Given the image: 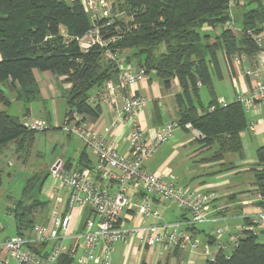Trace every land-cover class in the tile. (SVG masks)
Listing matches in <instances>:
<instances>
[{"label": "trees", "instance_id": "obj_1", "mask_svg": "<svg viewBox=\"0 0 264 264\" xmlns=\"http://www.w3.org/2000/svg\"><path fill=\"white\" fill-rule=\"evenodd\" d=\"M230 1L119 0L122 15L96 22L97 25L105 23L101 29L105 40L113 37L116 40L105 47L93 45L83 50L79 39L94 24L81 0H0V84L12 85L15 100L21 101L27 115L30 103L41 99L36 71H49L70 84L63 93L68 107L65 118L74 112L82 114L84 120L98 118L102 106L91 103L89 98L94 89L116 79L118 72L106 53L123 57V51L131 50L125 56L126 61L135 59L147 73L155 71L165 89L171 88L172 80L178 79L181 86V92L175 95L180 108L178 122L184 129L190 122L200 131L202 137L198 141L216 149L213 159H221L227 152L241 154L240 132L247 127V111L235 100L225 107L218 105L212 77H223L219 50L225 51L228 57L258 51L246 31L252 29L256 34L263 31L264 0H243V5L239 3L241 0H236L234 11ZM113 5L116 7L115 2ZM232 15L239 19L242 32L236 35L222 28L217 40L210 43L209 35L203 34L202 28L205 25L222 27L234 21ZM201 87H207L212 96L206 107L201 104ZM0 103L6 107L12 103L2 87ZM212 105L216 106L211 111ZM36 132L20 116L1 110L0 154L11 142L16 144L18 153H28ZM257 157L252 170L257 190L264 196V145L258 149ZM43 179L37 175L30 177L23 197L35 201L25 204L23 199L18 200L12 209L18 234L32 229L39 220L35 218V210L45 211V202L35 196L41 190ZM1 182L2 170L0 185ZM258 203L264 206L262 201ZM245 222L246 226L255 225L249 217ZM73 263L74 257L62 255L56 264ZM202 264H264V238L261 241L258 233L244 229L239 244L227 257L221 252L215 261Z\"/></svg>", "mask_w": 264, "mask_h": 264}, {"label": "built area", "instance_id": "obj_2", "mask_svg": "<svg viewBox=\"0 0 264 264\" xmlns=\"http://www.w3.org/2000/svg\"><path fill=\"white\" fill-rule=\"evenodd\" d=\"M90 14L93 27L82 37L83 48L93 45L107 46L115 41L113 37L105 40L97 21L109 19L112 15L114 0H81ZM236 0H231L233 5ZM206 28H214L205 25ZM224 28L232 30L236 35L242 28L233 20L225 23ZM246 33L259 48L253 56L255 63L244 69V75L250 78V89L237 88L235 100L241 102L248 112L264 102V24L263 31L256 34L252 29ZM117 67L116 79L108 80L89 101L93 104L107 103L114 109L113 126L129 122L128 153H121L117 144L107 135L92 128L82 114L74 112L65 118L63 129L78 137L95 155L91 166L67 169L55 165L51 176L60 182L61 189H68L69 195L64 210L56 203L51 211L48 223L35 224L32 234L15 235L0 241V264H10L13 259L17 264H56L62 255L74 257L73 264H113V250L117 242H127L138 238L149 247L190 249L199 251L201 258L215 261L218 254L230 251L239 244L243 234L233 233L227 226L211 229L209 236L213 242H202L201 233L195 227L221 220L219 214L223 207L214 206V192H198L190 187L180 186L173 176L163 172H150L145 168L146 162L157 149L169 143L174 132L183 128L178 121L164 123L152 137L147 136L146 128L140 121L141 111L146 105V98L131 89L132 85L146 77L144 67L127 63L123 57L107 52ZM247 59L246 54L232 55V63H240ZM217 104L225 107L228 102L220 98ZM212 105L209 110H214ZM35 131L49 128L45 120H35L27 124ZM191 130L195 137L202 134L189 122L184 126ZM102 180V181H101ZM102 182V186L99 184ZM139 194L137 201L133 196ZM258 201L264 203L260 193ZM176 205L183 215L175 221H167L160 209L162 204ZM135 206L140 221L128 224L124 221L125 209ZM77 212L81 217V228L69 232L71 221ZM87 213V216L85 214ZM218 216V217H217ZM148 219L151 222H146ZM255 225L244 229L256 231L258 224L264 225V206L252 216ZM243 233V231H242Z\"/></svg>", "mask_w": 264, "mask_h": 264}, {"label": "crops", "instance_id": "obj_3", "mask_svg": "<svg viewBox=\"0 0 264 264\" xmlns=\"http://www.w3.org/2000/svg\"><path fill=\"white\" fill-rule=\"evenodd\" d=\"M114 2H115V6L118 9V14L112 12L111 16L122 15L123 12L121 11L119 0H114ZM235 3L231 5L232 11H234L235 8L237 9V7L234 6ZM239 3L243 5L245 2L241 0ZM113 6L114 5H112V11L113 9H116V7ZM254 6L255 4L253 5V7ZM232 17L234 19V23L240 27L239 19L237 20L234 15H232ZM222 28L224 27L217 26L215 27V29L214 28L209 29L204 26L202 28V31L203 34L209 35L210 43H213L214 41L217 40L216 37L221 32ZM79 43H80V47L83 50H85L82 46L83 44L82 40ZM242 53L246 54L244 52H241V54ZM123 54H127V55L131 54V50H125L122 52V55ZM254 54L252 55L246 54L247 60H244L240 63L237 62L232 63L230 61L231 56L228 57L225 51L219 50L218 58H219V63L221 66L223 77L218 78L216 75H214L212 77L213 87H214V79L218 78L223 80L225 79L227 73L233 87L235 88L236 94H237V88L239 87L240 89L242 88L250 89L251 86L250 78L244 75V69L255 63L253 59ZM123 58L125 59V56H123ZM126 62L134 63V65L137 64L135 59H132L131 62L128 61ZM36 77L41 86V99L39 100H42L45 103L51 100L52 108H53L54 125L55 127L62 128L63 125L59 121V116L57 114L58 98L64 99L65 105L67 107L63 93L65 92V90L69 89L70 84L64 81V77L57 78L53 76L49 71H36ZM1 87L4 89L5 93L8 94L9 98H11L12 103L8 107L0 103V111L7 110L9 112V110L13 106H15L14 104H17L16 106L18 110L16 113L18 114L16 115L21 117L22 122L26 126L27 124L35 120H45L49 124V128H50L51 125L50 121L35 116V109L33 108L32 105L33 102L30 103V112L27 115H24V106L21 103V101L15 100V94L13 92L12 85L10 83H8L7 85L0 84V88ZM99 88L94 89L93 93H96ZM202 88L203 87H201V89ZM131 89L135 92L142 94L146 98V105L144 109L141 111L140 121L143 127L146 128L147 136L149 137L154 136L157 130L166 122L178 121L180 108L175 99V95L181 92V86L178 79L172 80L171 88L165 89L157 73L155 71H150L147 73L146 77L133 84ZM201 89H200V93H201ZM233 94L234 93H231V95L229 96L230 100H226L227 98L225 96H220V97L224 98L228 103H231L235 100L236 97V95ZM215 96H216V101H218L220 97H218L216 90H215ZM211 101H212V96H211ZM201 104L204 107L208 106V105H204L202 102ZM101 106H102L101 115L98 118H89V119L87 118L86 120L87 123L90 126H92L94 130L102 134H105L109 138H111L117 144L118 149L121 153H128L129 152L128 136L131 130L130 123L126 122L116 127L113 126L112 125V120L114 115L113 107H111L107 103H101ZM67 110L68 107L66 108V112ZM66 112L64 115V119L66 116ZM164 117H168V119ZM68 135L73 136L69 133ZM240 138L243 146V150L241 154L238 152H227L223 155L221 159H213L216 150L215 147L204 146L203 144H201L200 141H198V138L195 137L194 133L192 136L185 138L181 137L180 135L178 136L174 135L173 139L169 143H167L170 150L169 154L167 155L163 154L160 159L157 158L156 152L160 149V147L162 146L161 145L157 149V151L151 156V158L146 162L145 168L150 172H163L168 176H173L177 184L180 186L190 187L191 189L198 190V192H203V193L214 192L216 196L213 199L214 200L213 205L223 207L222 211L219 214H216L219 215V217H221V220L214 223H206L203 225H211V229L218 226H227L231 232L233 233L241 232V234H243L242 231L246 227L245 218L249 217L250 222H252V216L258 213L259 210L257 209H261V206L258 203L259 201L257 199V196L255 199L250 198L249 196H248L249 198H247L245 196L247 191L253 189H256V191H258L257 186L255 185L254 172L252 169L254 165L258 162L257 151L260 147L264 145V102L258 103L257 107L252 108L247 112V127L240 132ZM191 144H197V145L194 148V151L188 154L189 158H197L198 155L208 150H212V153L208 154L209 156H202L200 158V159H205V161L201 165L206 168L215 167L213 171L222 172L224 170H227L228 172L226 174L234 175L235 177L232 180L235 181L224 179L222 181L219 180L217 182H206L205 180L196 181V182L194 181L193 184L191 185L181 183L178 176L173 173V169L172 167H170V165L174 160V158L177 156L179 149L180 148L185 149ZM89 151L90 150L84 144V146H82L80 150V153L76 161L74 160L73 157H69L66 159L57 158L56 160H54L53 164L51 165L49 169L50 172L51 169L55 167V165H61L65 168L67 167L68 169L84 168L87 166H91L95 161V155L92 153L93 156L91 157ZM82 154H84L85 156L82 157ZM16 155L18 154L16 153ZM34 175L41 176V174L39 173H35L32 176ZM49 176L51 180L49 184L46 186H45V179L47 176L44 175L41 176V178L42 177L44 178L42 183L43 188L41 187L40 192L37 195L35 194L37 199H40L39 194L41 192H44L48 196L47 200L40 199L41 201L45 202V211L43 213L42 211L38 210L37 215L41 220L44 221H40L37 224L49 222L51 211L56 203L59 204L61 210H64L66 207V201L69 195L68 189H61L60 182L57 179L53 178L50 173ZM30 177H28L27 180ZM99 184L102 186L103 183L100 182ZM226 184L227 186L230 187L231 186L237 187V189L233 188L235 190H230L223 194L217 193L216 191L212 190L213 187H221ZM244 187H249V188L246 189ZM237 193H239L240 195ZM139 197L140 195L136 194L135 196L132 197L133 201L134 202L137 201ZM223 197H226V199L222 200ZM239 198H241V200ZM171 214L176 217L175 219H178L183 215L182 212L180 215L175 213H171ZM85 216H87V213L85 214ZM123 216H124V221L127 222L128 224H137L140 221V217L137 215V211L134 205H132V207L130 208L125 209L123 212ZM147 221L151 222L150 219H148ZM80 228H81V222L78 219V216L73 215L69 232L71 233L72 231H76V229H80ZM1 230L2 229L0 227V232ZM195 230L201 234L206 235L207 240H210L211 237L209 236V232H211V230L207 233L204 228H200L199 226L195 227ZM23 234L26 235L32 234V229L24 230ZM17 235H21V234L17 233ZM6 238L9 237L2 238L0 239V241ZM136 241L137 243H135ZM203 262L204 259L201 258L199 251L190 250V249L181 250L172 247H168L166 249L160 247H149L144 243H142L138 238H132L127 242H123V241L117 242L113 250V264H202Z\"/></svg>", "mask_w": 264, "mask_h": 264}, {"label": "rangeland", "instance_id": "obj_4", "mask_svg": "<svg viewBox=\"0 0 264 264\" xmlns=\"http://www.w3.org/2000/svg\"><path fill=\"white\" fill-rule=\"evenodd\" d=\"M253 5L254 4H252L251 6ZM112 12L118 14V9H113ZM126 55L127 54H123V56ZM132 64L134 65V63ZM135 66H137V64H135ZM261 77L262 80H264V70L261 73ZM214 89L217 91L218 97L225 96L227 98L226 100H230L229 96L231 95V93H234L233 95H236L235 88L233 87L227 73L225 79L223 80L218 78L214 79ZM200 94L201 102L204 105H208V103L211 101V95L208 91V88L203 87L201 89ZM47 103L43 102L42 100H36L32 103L33 108L35 109V116L42 119H47L48 121H50L51 125L50 128L43 131H38L35 134V140L30 145L29 152H16V144L11 142L5 146L3 152L0 155V169L2 170V182L0 185V227L2 230L0 232V239L17 235L14 214L12 212L14 203L22 199L23 203L25 204H30L35 201L34 198H23V189L26 185L27 178L35 173H39L41 174V176H47L45 179V186L48 185L51 180L49 176V173L51 174V172L49 169L53 164L54 160H56L57 158L66 159L69 157H73L76 161L82 146H84L83 142L78 137L69 136L68 133L65 132L62 128L55 127L52 102L51 100H49ZM14 105L15 106H13L9 110V113L16 115L18 114L16 113L18 108L16 106L17 104ZM66 108L67 107L65 105L64 99L58 98L57 114L59 116V121L62 123V125L65 124L64 115L66 112ZM164 118L168 119V117ZM174 135H180L181 137L185 138L192 136L193 132L191 130L188 131L184 128H179L174 132ZM196 145L197 144H191L185 149L180 148L177 156L174 158L170 165V167H172L173 169V173L178 176L181 183L191 185L194 181L196 182L205 180L206 182H217L219 180L222 181L224 179L235 181L232 180L235 177L234 175L226 174L228 172L227 170H224L222 172L213 171L215 167L206 168L201 165L205 161V159L200 158L202 156H209L208 154L212 153V150H208L198 155L197 158H189L188 154L194 151ZM169 151L170 150L168 144H163L160 149L156 152L157 158L160 159L163 154H169ZM89 152L92 157V152ZM16 153L18 155H16ZM220 173L223 175H221ZM233 188L237 189V187H230L226 184L221 187H213L212 190L216 191L217 193L223 194L230 190H235ZM244 188L248 189L249 187ZM258 195L259 192L256 191V189H253L247 191L245 197L255 199L257 196L258 199ZM39 197L43 200L48 199V196L44 192H41L39 194ZM225 199L226 197L222 198V200ZM239 199L241 200V198ZM160 209L162 213H164V218L167 221L177 220L175 219L176 217L173 216L171 213H175L178 215L181 214V210L176 205L170 203L160 205ZM38 210H35L36 220L39 219L37 221H44L40 220V218L38 217ZM257 210L260 211L261 209ZM74 215L78 216L77 212H74ZM80 219L81 217L79 218V220ZM37 221L36 223H38ZM199 227L204 228L207 233L211 230V225H199ZM77 230L78 229H76V231ZM256 231L258 232L259 240L262 241L264 238V225L258 224L256 226ZM200 238L203 243L207 241V236L204 234H201ZM135 243H137V241ZM232 249L233 246L229 245L228 251H232ZM10 264H17V262L11 259Z\"/></svg>", "mask_w": 264, "mask_h": 264}, {"label": "bare ground", "instance_id": "obj_5", "mask_svg": "<svg viewBox=\"0 0 264 264\" xmlns=\"http://www.w3.org/2000/svg\"><path fill=\"white\" fill-rule=\"evenodd\" d=\"M247 60V59H246ZM229 63V62H228ZM231 63V62H230ZM236 101V100H235Z\"/></svg>", "mask_w": 264, "mask_h": 264}]
</instances>
